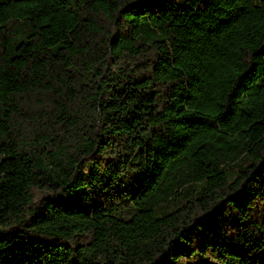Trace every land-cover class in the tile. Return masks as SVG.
Instances as JSON below:
<instances>
[{"label": "trees", "instance_id": "trees-1", "mask_svg": "<svg viewBox=\"0 0 264 264\" xmlns=\"http://www.w3.org/2000/svg\"><path fill=\"white\" fill-rule=\"evenodd\" d=\"M0 264H264V0H0Z\"/></svg>", "mask_w": 264, "mask_h": 264}]
</instances>
